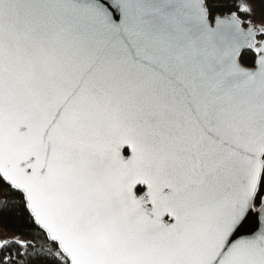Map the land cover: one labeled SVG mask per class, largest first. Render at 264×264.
Returning a JSON list of instances; mask_svg holds the SVG:
<instances>
[{"label": "snow or ice", "instance_id": "1", "mask_svg": "<svg viewBox=\"0 0 264 264\" xmlns=\"http://www.w3.org/2000/svg\"><path fill=\"white\" fill-rule=\"evenodd\" d=\"M0 264H264V0H0Z\"/></svg>", "mask_w": 264, "mask_h": 264}, {"label": "trees", "instance_id": "2", "mask_svg": "<svg viewBox=\"0 0 264 264\" xmlns=\"http://www.w3.org/2000/svg\"><path fill=\"white\" fill-rule=\"evenodd\" d=\"M1 227H3V225H0Z\"/></svg>", "mask_w": 264, "mask_h": 264}, {"label": "rangeland", "instance_id": "3", "mask_svg": "<svg viewBox=\"0 0 264 264\" xmlns=\"http://www.w3.org/2000/svg\"><path fill=\"white\" fill-rule=\"evenodd\" d=\"M1 227V226H0Z\"/></svg>", "mask_w": 264, "mask_h": 264}]
</instances>
